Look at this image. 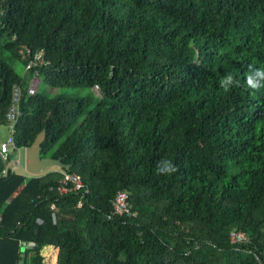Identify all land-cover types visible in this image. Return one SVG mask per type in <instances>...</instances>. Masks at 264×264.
<instances>
[{"label": "trees", "instance_id": "obj_1", "mask_svg": "<svg viewBox=\"0 0 264 264\" xmlns=\"http://www.w3.org/2000/svg\"><path fill=\"white\" fill-rule=\"evenodd\" d=\"M258 68L264 0H0V127L21 85L13 153L45 130L40 158L70 168L26 178L0 157V264H264ZM64 173L83 190L59 196ZM119 191L137 217L114 213Z\"/></svg>", "mask_w": 264, "mask_h": 264}, {"label": "built area", "instance_id": "obj_2", "mask_svg": "<svg viewBox=\"0 0 264 264\" xmlns=\"http://www.w3.org/2000/svg\"><path fill=\"white\" fill-rule=\"evenodd\" d=\"M28 53H30L28 51ZM29 60L26 66V72H30L37 67H42L46 65L44 60V54L42 52H38L35 54L29 55ZM40 85V80L37 77V73L34 72L30 77L28 86H27V93L28 95H34ZM21 85H15L13 89V99L12 103L7 112V119H8V128H9V138L7 141L1 142L0 141V156L6 165L7 157L13 153L14 141H13V134L15 131V125L21 116L20 111V99H21ZM96 90V89H95ZM83 190L82 181L79 176L75 174L64 173L63 178L56 189V193L59 196H68L71 194H77ZM86 193V192H85ZM113 211L117 215H122L127 218H134L138 216L137 212H134L131 208V205L128 201V194L124 191H119L116 193L114 200H113ZM81 207V204H78V208ZM230 240L232 243L240 242L245 240L244 234L233 231L230 234Z\"/></svg>", "mask_w": 264, "mask_h": 264}, {"label": "water", "instance_id": "obj_3", "mask_svg": "<svg viewBox=\"0 0 264 264\" xmlns=\"http://www.w3.org/2000/svg\"><path fill=\"white\" fill-rule=\"evenodd\" d=\"M45 140V130H42L34 139L29 148L24 149V170L27 174L33 177L46 175L53 169L60 171H69V166L62 164V161L53 159H41V144ZM2 158V156H0ZM14 164L5 165V171L9 170ZM24 253V249H21Z\"/></svg>", "mask_w": 264, "mask_h": 264}, {"label": "clouds", "instance_id": "obj_4", "mask_svg": "<svg viewBox=\"0 0 264 264\" xmlns=\"http://www.w3.org/2000/svg\"><path fill=\"white\" fill-rule=\"evenodd\" d=\"M245 84L247 88L251 90L258 91L264 89V68L251 70L250 74L245 78ZM219 85L225 91H229L231 88L238 86L239 82L231 73H227L219 81ZM176 171V167L173 166L170 160H163L157 166L158 174H171Z\"/></svg>", "mask_w": 264, "mask_h": 264}, {"label": "rangeland", "instance_id": "obj_5", "mask_svg": "<svg viewBox=\"0 0 264 264\" xmlns=\"http://www.w3.org/2000/svg\"><path fill=\"white\" fill-rule=\"evenodd\" d=\"M14 67L16 68L17 72L19 74H24L25 73V68L22 64H20L19 62L17 63H14L13 64ZM96 94L97 91L95 90L94 91ZM56 93V90H53L52 91V95ZM9 128L8 126H2L0 127V141L1 142H4V141H7L8 138H9ZM10 163L12 162H18V164H14L11 168H13L15 170V173L18 174V175H21L23 177H26V178H30V177H33V176H30L29 174H27L24 170V166H23V159H24V151H21L20 155H19V159L13 155V153H11L10 155ZM16 165V166H15ZM52 171H58L57 169H53L51 170L50 172ZM45 251H47V248H45ZM55 256H56V253L55 251H50V252H44L42 253V259H41V264H54L55 262Z\"/></svg>", "mask_w": 264, "mask_h": 264}, {"label": "crops", "instance_id": "obj_6", "mask_svg": "<svg viewBox=\"0 0 264 264\" xmlns=\"http://www.w3.org/2000/svg\"><path fill=\"white\" fill-rule=\"evenodd\" d=\"M21 151H24V150H18V151H16L15 153H13V155L14 156H16L18 159H19V155H20V153H21ZM13 164H18V162H12ZM23 163H24V159H23ZM9 164V163H8ZM15 165V166H16ZM23 166H24V164H23ZM10 170L12 171V172H14L15 173V170L13 169V168H10ZM16 174V173H15Z\"/></svg>", "mask_w": 264, "mask_h": 264}]
</instances>
